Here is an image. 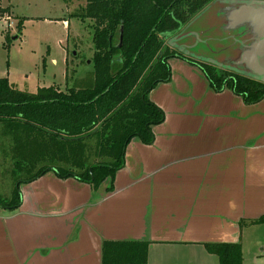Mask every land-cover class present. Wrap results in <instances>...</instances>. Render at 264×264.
Wrapping results in <instances>:
<instances>
[{"label": "crops", "instance_id": "1", "mask_svg": "<svg viewBox=\"0 0 264 264\" xmlns=\"http://www.w3.org/2000/svg\"><path fill=\"white\" fill-rule=\"evenodd\" d=\"M169 63L171 80L150 92L164 121L151 144H128L114 190L53 170L22 182L20 206L0 205V264H102L106 240L149 242V264H217L210 243L264 247V98L248 104L200 67Z\"/></svg>", "mask_w": 264, "mask_h": 264}, {"label": "trees", "instance_id": "2", "mask_svg": "<svg viewBox=\"0 0 264 264\" xmlns=\"http://www.w3.org/2000/svg\"><path fill=\"white\" fill-rule=\"evenodd\" d=\"M213 1L85 0L74 15L91 21L92 73L77 86H52L36 95L0 76V122L13 141L15 174L25 175L0 205L18 208L20 184L51 170L95 190L109 181L107 190L113 191L128 144L134 138L151 144L153 126L164 121L150 92L171 80L173 57L200 67L215 91L228 88L248 104L261 101L264 82L194 59L168 43V36L183 32ZM8 9L0 2V12ZM255 222H264V216ZM206 246L220 264H243L240 243ZM102 253V264H149L150 243L106 240Z\"/></svg>", "mask_w": 264, "mask_h": 264}, {"label": "rangeland", "instance_id": "3", "mask_svg": "<svg viewBox=\"0 0 264 264\" xmlns=\"http://www.w3.org/2000/svg\"><path fill=\"white\" fill-rule=\"evenodd\" d=\"M0 2L9 8L0 12L1 77H8L17 89L36 95L52 86L60 90L77 86L87 73H92L91 59L95 48L91 21H83L74 15L85 0ZM213 2L186 29L188 34L196 35L185 39L190 46L186 54H199L206 56L208 61L224 62L229 57L228 47L237 46L234 40L227 39L236 29L225 22L222 0ZM232 53L235 55L234 51ZM12 145V139L0 123V199H9L7 197L11 196L18 180L25 176L15 174ZM257 238L264 245V228ZM252 239L254 241V236ZM242 250L243 264H264V247H258L257 241L245 243ZM173 260L180 262L174 257ZM162 264L167 263L162 261ZM217 264H220L219 260Z\"/></svg>", "mask_w": 264, "mask_h": 264}, {"label": "water", "instance_id": "4", "mask_svg": "<svg viewBox=\"0 0 264 264\" xmlns=\"http://www.w3.org/2000/svg\"><path fill=\"white\" fill-rule=\"evenodd\" d=\"M221 4L224 5L225 22L232 29H236L235 33L229 34L227 39L234 40L237 46L228 47L229 57H226L224 62L208 61L206 56L194 53L191 55L187 53V55L196 56L199 60L264 82V0H222ZM186 29L169 42L171 47L185 55L190 48L189 44H177L176 42L192 35L196 36L188 34Z\"/></svg>", "mask_w": 264, "mask_h": 264}]
</instances>
